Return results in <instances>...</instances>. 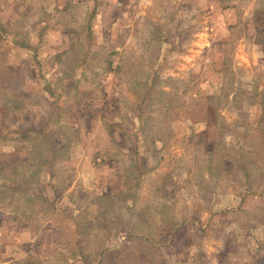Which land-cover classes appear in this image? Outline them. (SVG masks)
I'll list each match as a JSON object with an SVG mask.
<instances>
[{"label": "rangeland", "instance_id": "1", "mask_svg": "<svg viewBox=\"0 0 264 264\" xmlns=\"http://www.w3.org/2000/svg\"><path fill=\"white\" fill-rule=\"evenodd\" d=\"M1 4L0 221L52 220L10 264H264V0ZM86 147L129 184L69 190Z\"/></svg>", "mask_w": 264, "mask_h": 264}, {"label": "crops", "instance_id": "2", "mask_svg": "<svg viewBox=\"0 0 264 264\" xmlns=\"http://www.w3.org/2000/svg\"><path fill=\"white\" fill-rule=\"evenodd\" d=\"M1 3L2 0H0V12L2 6ZM98 138L99 137H95V136L90 138L89 143H97ZM106 139L109 138L103 137L102 141H105ZM92 149H93L92 147H88V148L86 147L85 151L79 153V155L76 158H74L78 161V163L73 165L74 171L75 173H77V175L75 176V179L71 182V188L69 190L83 187L84 189L87 188L90 191L91 190L94 191L95 189L98 188L99 185L104 184L105 182L112 184L121 181L123 183L126 182L125 183L126 185L129 184L127 176H121V178H119L117 176L113 177L111 175V177H109L110 179L106 178V175L101 173L102 172L101 170L112 169L114 172L115 170L120 169V165L117 160L115 161L116 159L115 157L112 160L114 162H107L112 156L111 152L106 153V158H103L104 159L103 164H97L96 161L100 160V158L97 157L95 151ZM22 160L24 159L22 158ZM127 166H128L127 171H129L130 163ZM138 167L139 165L135 166L136 170H138ZM41 173L42 176H44V173L46 175V172L43 171L42 166H41ZM117 178H119L120 180H118ZM40 183H43V178L41 179ZM43 190L44 189L42 185L40 189H35V195H37V193L40 194L41 192L43 193ZM0 214L6 216L12 215L13 216L12 218L21 220V218L19 217L21 216L19 213V209L13 204L6 205L0 201ZM39 218L40 217H37L36 219L37 222L36 225L32 224L31 222H28L24 225L15 224V219L11 224H4L2 221H0V245L1 244L4 245V246L2 245L3 248L0 249V256H1L0 264H10L13 260H15V258L20 259L21 257L26 258L29 255H34V254L36 255L35 252L37 251L38 254L36 256H39L40 252H45V250L43 249L48 244L49 241V235L47 234L46 230H48L47 227H49V224L51 223L52 220L43 219V217H41V219L39 220ZM2 232H5L4 233L5 237L1 236ZM235 261H237L236 258ZM239 262L237 261V263Z\"/></svg>", "mask_w": 264, "mask_h": 264}]
</instances>
